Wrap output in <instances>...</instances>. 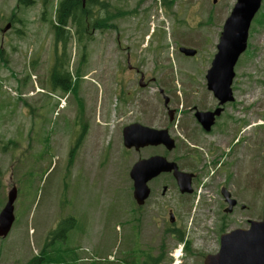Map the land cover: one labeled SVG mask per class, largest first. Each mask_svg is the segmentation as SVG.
I'll return each instance as SVG.
<instances>
[{
	"label": "rangeland",
	"instance_id": "rangeland-1",
	"mask_svg": "<svg viewBox=\"0 0 264 264\" xmlns=\"http://www.w3.org/2000/svg\"><path fill=\"white\" fill-rule=\"evenodd\" d=\"M24 1L0 0V212L18 189L0 264L43 253L54 264H175L183 247L180 264H205L223 233L263 218L264 0L235 67L236 100L209 134L194 113L218 106L206 76L237 0H99L100 14L127 15L83 39L70 22L65 44L53 27L61 0ZM181 46L197 54L187 57ZM129 54L144 87L128 69ZM133 121L167 129L176 148L128 150L123 130ZM151 155L188 158L182 167L199 173L195 195L187 200L163 176L149 183L153 192L137 212L129 172ZM222 185L246 208L226 214ZM169 208L179 218L174 228L168 211L161 218Z\"/></svg>",
	"mask_w": 264,
	"mask_h": 264
},
{
	"label": "water",
	"instance_id": "water-1",
	"mask_svg": "<svg viewBox=\"0 0 264 264\" xmlns=\"http://www.w3.org/2000/svg\"><path fill=\"white\" fill-rule=\"evenodd\" d=\"M84 4L86 0H83ZM263 0H237L230 16L226 19L218 52L215 54L207 73V85L219 101L213 111H198L196 117L206 132H210L217 116L223 111V105L235 99L233 83L236 77L235 67L240 57L248 49L252 22L262 6ZM11 28L8 24L4 32ZM179 51L187 57L197 54L194 48L181 46ZM166 103L168 97H165ZM172 115V110H170ZM124 145L127 149H140L148 146L163 145L168 151L176 147L175 139L167 129H156L139 123L128 125L123 130ZM173 172L182 193H191L193 174L181 171L175 161L163 155H153L139 160L131 171L134 181V198L139 205H144L151 194L149 182L162 173ZM18 196L16 186L8 193V201L0 212V238H6L15 222V201ZM223 196L228 203L225 212L231 213L237 205L232 194L223 189ZM246 208L245 205L242 206ZM248 228H237L221 235V246L217 253L208 254L205 264H264V210L261 220H250Z\"/></svg>",
	"mask_w": 264,
	"mask_h": 264
},
{
	"label": "trees",
	"instance_id": "trees-1",
	"mask_svg": "<svg viewBox=\"0 0 264 264\" xmlns=\"http://www.w3.org/2000/svg\"><path fill=\"white\" fill-rule=\"evenodd\" d=\"M23 3H27L24 0H21ZM105 8L104 2L99 0H86L85 4L83 0H61L58 10H57V22L55 21L53 27L56 32L57 39L60 42L65 44L67 38L63 35L64 29L68 26L70 22L74 23L77 35L80 39H83L85 36H88L93 32V30L102 29L106 25H110L112 28L113 24L111 23L113 20H116L122 16L127 15V12H118L113 13L107 12L105 15L100 14L98 8ZM99 15H101L99 17ZM59 60L56 61V71L52 72V76L54 79H57V75L59 74V70H57ZM61 85L65 86L66 89L70 88V84H68L67 79L64 77H60L58 79ZM67 222L63 221L60 230L63 232H68L70 227L67 226ZM66 232V233H67ZM66 236V235H65ZM28 264H54L50 261L44 253L41 256L34 257L30 260Z\"/></svg>",
	"mask_w": 264,
	"mask_h": 264
},
{
	"label": "flooded vegetation",
	"instance_id": "flooded-vegetation-1",
	"mask_svg": "<svg viewBox=\"0 0 264 264\" xmlns=\"http://www.w3.org/2000/svg\"><path fill=\"white\" fill-rule=\"evenodd\" d=\"M128 69L134 74V76L139 77V84H140V86L144 87V86L147 85V83L145 82V80H146V78H147L146 75H145L144 73L141 72L140 68H138L136 65H134L133 62H131V56H130V54H129V56H128ZM232 87H233V86H232ZM234 91H235V90H234V88H233V92H234ZM234 94H235V93H234ZM234 96H235V95H234ZM163 98H164L165 106H169L170 103H171V99L168 97V102L166 103L165 96H163ZM235 100H236V97H235V99H234L233 101H230V102L225 103V104L223 105V111H222V113H221L220 116H217V118H216V123H215V125L213 126V128L217 125L219 119L225 114V111H226V109L228 108V106H229L230 104L234 103ZM218 106H219V101H218ZM218 106H216L215 108H210V109H209V108H205V109H201V110H195L194 116H195V119H196L197 123H198L199 126H200V127H199L200 130L205 131V130L203 129V127L201 126V124L199 123L197 117H196V112H198V111H213V110L217 109ZM194 109H196V108H194ZM176 113H177L176 110H172V115L170 114V116H171V120L174 119ZM134 123H139V124H142V125H144V126H149V127H152V128L159 129V128L156 127V126H150V125L144 124V123H142V122H140V121H133V122H131V123L128 124V125H131V124H134ZM128 125H127V126H128ZM213 128H212V130H211L209 133H211V132L213 131ZM205 132H206V131H205ZM209 133H208V134H209ZM175 141H176V140H175ZM161 146H163V145H161ZM176 146H177V144H176ZM148 147H150V146H148ZM144 148H147V147H143V148H140V149H136L135 147H133V148L128 149V150H134V151L140 152V151H141L142 149H144ZM175 148H176V147H175ZM151 156H153V155H151ZM151 156H149V157H151ZM149 157H148V158H149ZM145 158H146V157L139 158L135 163H132V166H131V168H130L129 177H130V180H131V187H132V196H133V198H134V181L132 180V177H131V171H132L134 165H135L139 160H141V159H145ZM182 161H187V162H189V159H188V158H185L184 160H179V163H180V164H179L178 162H176V163L178 164V166H179V169H180L181 171L188 172V173H192V174L194 175V176H193V179H192V183H191V187H192V189H193V191H192L191 193H182V192H181L180 187H179V184H178V181H177V179H176V177H175V175H174L173 172L162 173V174L159 175L158 177H156V178H154L153 180H151L149 183L154 182V181H158V180L161 179L163 176H168V178H170L171 181H172V182L175 184V186L177 187V189H178V191H179V193H180L181 196L186 197L187 200H188L189 198L193 197V196L195 195L196 190H197V189H196V185H197V183H198L199 173H198L196 170H195V171H192V170H187V169L183 168V167H182ZM149 187H150V189H151V194H152V192H153V186L151 185V186H149ZM219 188H220V194H221V198H222V206H220V208L222 207V209H223L224 212H225L226 208L228 207V205H227L228 203H226V199H225V197H223V189H224V188L227 189L231 194H232L233 192H231V191L229 190V188H228L227 186H224V185L220 186ZM167 191H169V186H168L167 184H163V185H162V193L165 194V193H167ZM151 194H150V196H151ZM150 196H149V198H150ZM232 197H233V198L235 197V199L237 200V205H238V206L236 205L237 207H241L242 209H245V208L242 207V206H243L242 204L240 205V202H239L238 198H237L234 194H232ZM149 198H148V199H149ZM148 199H147V200H148ZM134 200H135V198H134ZM147 200H146V201H147ZM146 201H145V203H146ZM135 202L137 203L136 200H135ZM137 205H139V204L137 203ZM141 206H142V205H139V209H137V212L140 211V210H142ZM236 206L234 207L233 211H232L230 214H234L235 209L237 208ZM167 211H168V218H169V226H168V228H169V227L174 228V227H175V226H174L175 224L178 225L177 223H178L179 218H178V216H177L175 210L172 209V208H169V209L165 210L164 213L162 214V216H161L162 220L167 221V218L165 217V213H167ZM225 213H226V214H227V213L229 214V212H225ZM69 220H70V218H69ZM136 220H137V221L142 220V219H141V216H138ZM171 223H172V224H171Z\"/></svg>",
	"mask_w": 264,
	"mask_h": 264
},
{
	"label": "bare ground",
	"instance_id": "bare-ground-1",
	"mask_svg": "<svg viewBox=\"0 0 264 264\" xmlns=\"http://www.w3.org/2000/svg\"><path fill=\"white\" fill-rule=\"evenodd\" d=\"M4 33V32H3ZM0 53H1V51H0ZM233 194V193H232ZM221 196V195H220ZM224 197V196H223ZM235 198V197H234ZM227 203V202H226ZM228 205V204H227ZM241 205V204H240ZM238 206V205H237ZM236 206V207H237ZM238 208V207H237ZM226 211V210H225ZM228 214V213H227ZM230 214V213H229ZM172 224V223H171ZM172 230V229H171ZM179 233V232H178ZM182 233V232H181ZM178 238L180 239V237L178 236ZM183 245V244H182ZM184 248V247H183ZM183 248H179V249H177V252L176 253H174V258H175V264H180V263H182L181 261H182V259H181V257H182V253H183ZM218 251H219V249H218ZM215 254V253H214ZM50 258V257H49Z\"/></svg>",
	"mask_w": 264,
	"mask_h": 264
}]
</instances>
